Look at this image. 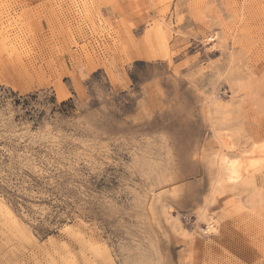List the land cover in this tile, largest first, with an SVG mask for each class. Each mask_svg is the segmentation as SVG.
Wrapping results in <instances>:
<instances>
[{
	"label": "rangeland",
	"instance_id": "374dc122",
	"mask_svg": "<svg viewBox=\"0 0 264 264\" xmlns=\"http://www.w3.org/2000/svg\"><path fill=\"white\" fill-rule=\"evenodd\" d=\"M0 264H264V0H0Z\"/></svg>",
	"mask_w": 264,
	"mask_h": 264
},
{
	"label": "bare ground",
	"instance_id": "6f19581e",
	"mask_svg": "<svg viewBox=\"0 0 264 264\" xmlns=\"http://www.w3.org/2000/svg\"><path fill=\"white\" fill-rule=\"evenodd\" d=\"M247 161H250V162H253L254 161V159H252V158H248V159H242L241 161H239V162H235V161H232V162H230V161H226V163L227 162H229V168H228V170H229V175L227 176L228 177V179L229 180H232L237 174H239L240 172H241V169L244 167V166H246L245 164H246V162ZM249 162V163H250ZM8 208V207H7ZM6 208V213L9 215V217L10 218H16V216L13 214V212H11L9 209H7ZM16 221V226H18V227H20L21 228V231H23V232H25L26 234H29V233H27L23 228H22V226H21V224H20V222L18 221V220H14V222ZM30 235V234H29Z\"/></svg>",
	"mask_w": 264,
	"mask_h": 264
}]
</instances>
